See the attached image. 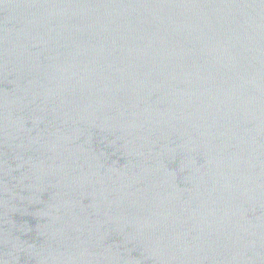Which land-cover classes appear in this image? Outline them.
I'll list each match as a JSON object with an SVG mask.
<instances>
[{
  "label": "water",
  "instance_id": "water-1",
  "mask_svg": "<svg viewBox=\"0 0 264 264\" xmlns=\"http://www.w3.org/2000/svg\"><path fill=\"white\" fill-rule=\"evenodd\" d=\"M0 264H264V0H0Z\"/></svg>",
  "mask_w": 264,
  "mask_h": 264
}]
</instances>
